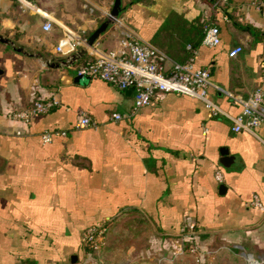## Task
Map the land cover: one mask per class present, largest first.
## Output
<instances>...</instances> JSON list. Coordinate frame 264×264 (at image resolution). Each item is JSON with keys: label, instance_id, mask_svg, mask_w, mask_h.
Instances as JSON below:
<instances>
[{"label": "crops", "instance_id": "0c3cea01", "mask_svg": "<svg viewBox=\"0 0 264 264\" xmlns=\"http://www.w3.org/2000/svg\"><path fill=\"white\" fill-rule=\"evenodd\" d=\"M213 1L121 0L119 16L174 60L186 59L187 39L199 42L194 66L209 67L219 86L248 96L264 84V15L256 7L264 0H229L223 9ZM112 3L0 0V33L40 55L0 41V264H96L83 237L106 222V264L192 261L182 248L189 237L206 264H241L236 248L264 253V124L257 136L233 131L201 100L168 92L115 121L112 111L132 107V88L46 66L59 57L64 30L90 34ZM47 15L54 20L45 31ZM206 21L219 26L216 45L201 43ZM118 39L110 24L97 42L110 48ZM236 45L242 50L229 56ZM209 88L224 112L239 113L240 103ZM47 98L57 104L28 122L8 114ZM79 108L99 125L76 127ZM48 129L61 133L44 143ZM255 195L262 208L250 205Z\"/></svg>", "mask_w": 264, "mask_h": 264}, {"label": "built area", "instance_id": "2783aa9c", "mask_svg": "<svg viewBox=\"0 0 264 264\" xmlns=\"http://www.w3.org/2000/svg\"><path fill=\"white\" fill-rule=\"evenodd\" d=\"M28 2V0H26ZM229 0H214L212 6L223 9ZM89 11L93 7L85 3ZM264 15V2L256 3ZM110 13L109 11L107 14ZM106 14V15H107ZM53 16L46 17L43 30L52 27ZM118 30L119 39L117 45L110 48H103L97 40L91 45H87L86 53L77 62L68 68L75 70L77 75H85L92 79H103L114 85L116 88L125 90L132 88L134 103L126 113L112 111L110 118L119 121L127 116L133 115L140 107L147 106L160 93H184L197 98L205 103L209 108L210 115L225 116L231 121L233 131H246L255 136L259 125L264 124V84L257 86L256 90L248 96L239 95L232 90H227L219 86L211 79L209 67H195V55L197 49L191 45L187 47L191 50L189 56L184 60L172 59L165 50L152 41L142 38L132 27L127 25L120 16L112 23ZM82 31L64 30L63 35L55 45V52L59 57L68 58L79 47L86 45V37ZM219 26L215 22L206 21L201 43L216 45L219 43ZM242 50L241 45L232 47L229 56H235ZM261 70L264 75V59L261 60ZM213 86L225 94L230 100L238 102L241 109L237 115H230L224 112L219 105L210 97L209 87ZM57 101L54 98L35 99L29 105L21 108H14L8 112L11 119L28 122L35 115L47 113ZM76 127H94L99 122L92 119L83 109H77ZM61 133L59 130L48 129L41 134L44 143L51 141L54 134ZM214 176L220 182L223 174L220 169H216ZM250 205L255 208H262L263 204L258 195L253 196ZM104 226L88 227L84 233V242L89 248L98 251L103 242ZM192 240L189 250L194 256L197 264H206L205 251L201 250ZM246 264H264V253L254 255L243 251ZM104 264V263H103Z\"/></svg>", "mask_w": 264, "mask_h": 264}, {"label": "water", "instance_id": "95a60500", "mask_svg": "<svg viewBox=\"0 0 264 264\" xmlns=\"http://www.w3.org/2000/svg\"><path fill=\"white\" fill-rule=\"evenodd\" d=\"M106 15V17L99 23L98 27L94 29L89 35L86 37V45L79 47L76 51L73 52L68 58H61L57 57L54 61H47L45 64L46 66H58L63 65L64 67H69L73 65V63L77 62L81 57L84 56L87 50V45L91 46L104 32L107 27L112 24L120 15L121 13V0H113L111 9ZM0 41L6 44H10L11 47L17 51H21L27 54H34L26 51L22 46H17L13 40H10V37L0 33ZM34 55L40 56L39 54L35 53ZM81 77V76H79Z\"/></svg>", "mask_w": 264, "mask_h": 264}, {"label": "trees", "instance_id": "16d2710c", "mask_svg": "<svg viewBox=\"0 0 264 264\" xmlns=\"http://www.w3.org/2000/svg\"><path fill=\"white\" fill-rule=\"evenodd\" d=\"M204 29H205V23L202 24V37L201 39H203V33H204ZM199 42H194L190 39H187L185 41V49H186V58L189 56V54L191 53V50L187 47V45H191L192 47L196 48L197 45H198ZM111 223V222H110ZM104 230H103V242L99 248L98 251H95L94 249L92 248H89L88 245H86V249H87V252L89 255H91V257H93V259L96 260V264H98L100 262V264H106V261L108 260L107 259V256L109 254V251H110V245H109V241H108V235L110 233V229L112 227V225L108 224V222H106L104 225ZM109 232V233H108ZM192 243V240L190 239H185L182 241V248H183V254L187 255V256H192V261H188V260H185V261H182L180 264H197L195 262V259L193 257V254L191 253V251L189 250L190 248V244ZM98 260V261H97ZM177 261L180 262V258L177 259ZM77 264H92V263H89V262H80V263H77Z\"/></svg>", "mask_w": 264, "mask_h": 264}, {"label": "rangeland", "instance_id": "374dc122", "mask_svg": "<svg viewBox=\"0 0 264 264\" xmlns=\"http://www.w3.org/2000/svg\"><path fill=\"white\" fill-rule=\"evenodd\" d=\"M83 35H85V36H87V35H89V33H82ZM234 251H236V252H238V253H241L242 252V255H243V251H245L243 248H236V249H234ZM260 254H262V253H260ZM259 254V255H260ZM89 255V254H88ZM255 255V254H254ZM256 255H258V254H256ZM98 261V260H97ZM98 264H100V262L98 263ZM236 264V263H235ZM241 264H246L245 263V261L244 262H241Z\"/></svg>", "mask_w": 264, "mask_h": 264}, {"label": "bare ground", "instance_id": "6f19581e", "mask_svg": "<svg viewBox=\"0 0 264 264\" xmlns=\"http://www.w3.org/2000/svg\"><path fill=\"white\" fill-rule=\"evenodd\" d=\"M26 3H28L26 0H24Z\"/></svg>", "mask_w": 264, "mask_h": 264}]
</instances>
